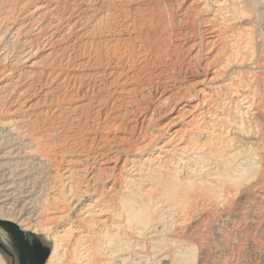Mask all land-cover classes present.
<instances>
[{"label": "rangeland", "instance_id": "1", "mask_svg": "<svg viewBox=\"0 0 264 264\" xmlns=\"http://www.w3.org/2000/svg\"><path fill=\"white\" fill-rule=\"evenodd\" d=\"M0 144L17 154L0 168V207L18 198L27 218L33 176L37 190L68 170L102 177L77 205L88 181L72 204L47 191L58 211L23 231L27 264L107 230L83 214L103 194L138 241L127 264H264V0H0ZM172 175L168 196L153 177ZM148 196L164 225L139 237L121 198ZM0 264H19L3 227Z\"/></svg>", "mask_w": 264, "mask_h": 264}, {"label": "bare ground", "instance_id": "2", "mask_svg": "<svg viewBox=\"0 0 264 264\" xmlns=\"http://www.w3.org/2000/svg\"><path fill=\"white\" fill-rule=\"evenodd\" d=\"M52 27H54V26H52ZM19 30H22V28H19ZM20 33H21V31L19 32V34ZM22 57H23V61H25L27 59L26 53H24L22 55ZM31 136H33V135H31ZM34 140L36 142L41 143L43 139H42L41 135L37 134V136H35ZM39 146H40V144H39ZM41 146H42V144H41ZM9 147L0 144V168H2V169L6 168L8 165L12 164V163H10V161L3 162L5 160V158H8L10 156H14L16 154L15 151H13L12 149H9ZM183 148H184V146H183ZM38 149L39 148L37 145L36 150H38ZM165 150H166V148H165ZM34 155H37V154H34ZM183 155H184V153H183ZM43 157H45V159H48V160L50 159V157H48L47 154H43L42 157L41 156L39 157L40 159H37L38 166H41V167L44 166V162H46V161ZM92 160L93 161L96 160V157H93ZM84 161H87V159H84ZM81 169L82 168L76 170L77 172L78 171L82 172L81 173L82 175L77 177V178L76 177L74 178V176L72 174L73 170L67 169L68 174L65 176L64 179L59 181V183H60L59 185L54 184L55 182H53L51 180V178L47 175L45 180L43 182H41L40 188L38 190H37V188H38L37 187V185H38L37 180L40 177L33 176L31 178V181L29 183H27L25 186L26 187L25 194L27 195L26 198H28L29 196L31 198L30 202H29V204H30L29 209H28L29 218L24 217L22 214V209L24 208L25 203L23 205H21L20 208L16 209V206L19 203V200H18V198H15L14 199L15 201H14V203H12L11 208L5 209L4 208L5 206L0 207V219H5V220H9V221L14 222L23 231L25 229L26 230L31 229L34 231L38 230L37 225H36L37 222L35 223L34 221L39 219L42 216V214H45L48 211H51V210L58 211V207L56 206L54 200L51 203L47 202V201H49L50 198H52V195L49 196L47 191H50L53 187L56 186L57 189H59V191L57 192L58 197H63L64 201L67 200V202H70V204H72V203H74V201H76V198H75V200H72L73 197H71V194H72V191L74 190V188L79 187L78 186L79 184H83V182L88 181L87 182L88 187H85L86 189L81 190V193H80L79 197L77 198V201H76V205H77L82 200V198L91 194L92 188L95 186L98 179L102 178L99 176L95 179V175L92 173L85 176L87 169L86 168H84L82 170ZM67 170H66V172H67ZM131 170L133 171L132 172L133 173L132 178H134V180H132V181L137 180L138 181L137 184L143 183L145 181V178H146L145 173L146 172H144V170L140 166L134 164L132 166ZM227 175L229 176L230 174L227 172ZM85 177H88V179H86ZM53 178H55V177L53 176ZM153 178H154V180H157L158 184L161 185V189L164 192L166 191V194L168 196H170L169 189L173 188V185L176 184V183H174L175 181L173 182V179H172L173 175L169 176V177H165V178H164V176L162 178H160V177H153ZM153 178L150 177L148 180L153 179ZM2 181H4V180H2ZM126 183L131 184V181L129 180V182H126ZM148 189H150V188H148ZM112 190H113L112 187H109L107 189V191H109V192H112ZM119 193H120V191L118 190L116 193H111L110 195H111V197H113L114 195L118 196ZM23 196H21V197H23ZM40 198H43V199L45 198L43 200L42 204H41V202H38V199H40ZM169 199L170 198H167L168 201H169ZM121 200H122V209L124 212V216L120 215L118 217L123 218V219L125 218L126 219L125 221L127 223L135 221V223L137 225L140 224V226L135 227L134 232L136 233L137 236L140 237V236H144V235H148V234H151V235L155 234L156 232H158L157 229L161 228L164 225V223H162V217H160L158 215L155 218H153V221L151 222L152 225L150 223V219H151L150 210L152 209V211H156V209L160 206V203H161L160 200L161 199L157 198V199L152 200L149 196L146 198H142L141 199V203L143 205L142 207L136 206L135 205L136 201L133 198L123 197V198H121ZM45 203L49 207L46 208ZM70 204H67V205L69 206ZM183 204H184V200L178 199L177 203H173L170 205H171V207H173V206L177 207V206H180ZM181 207H183V206H181ZM83 214H85L86 216H89V215L94 216L95 219L97 220V222H102L104 224V226H107L108 229L104 230L102 232H96L97 236H94V238L90 240L91 243L87 244L86 246L79 244L80 240L82 239V236L81 235L76 236L74 238V241H73V243H75V244H71V246L65 245V247L59 248V250L57 248L54 249L52 256H50V258H49L48 264L49 263L50 264H114V263L115 264H127V262H129L130 258L125 257L124 254L129 251V249L132 246V244H131L132 242L135 243L138 241H137V239L129 240L124 236L127 225H125V224L121 225V223H116V222L111 221V217L114 214V212H113V209L111 208L110 198H108L104 194H103V196L102 195L98 196V198L93 200L92 203L90 202L87 204V206L83 207ZM105 216H107L106 219L104 218ZM65 217L67 219H70L71 214L70 213L65 214V215H63V217L61 219L65 218ZM108 220H110L109 224H107ZM160 222H161V224H160ZM149 223H150V225H149ZM112 225H113V227H112ZM109 229H111V230L115 229L116 231L108 234ZM103 237H105L106 239H102ZM65 240H66V238H65ZM82 243L84 244V243H86V241L82 242ZM80 245L83 248L79 247ZM89 245H91V246L89 247ZM58 246H59V244H58ZM187 256H189V255H187Z\"/></svg>", "mask_w": 264, "mask_h": 264}, {"label": "water", "instance_id": "3", "mask_svg": "<svg viewBox=\"0 0 264 264\" xmlns=\"http://www.w3.org/2000/svg\"><path fill=\"white\" fill-rule=\"evenodd\" d=\"M0 227L8 229L13 235L19 264H27L28 251L23 230H21L14 222L5 219H0Z\"/></svg>", "mask_w": 264, "mask_h": 264}]
</instances>
